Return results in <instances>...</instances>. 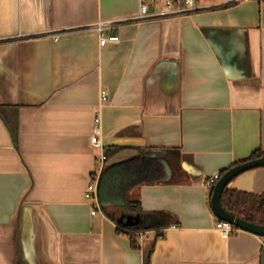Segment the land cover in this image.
I'll return each instance as SVG.
<instances>
[{"label": "crops", "instance_id": "0c3cea01", "mask_svg": "<svg viewBox=\"0 0 264 264\" xmlns=\"http://www.w3.org/2000/svg\"><path fill=\"white\" fill-rule=\"evenodd\" d=\"M141 5L0 0V264H145L152 247L149 264H262L264 238L217 230L206 180L264 151V0ZM96 116L104 148H124L110 163L141 152L166 171L130 197L177 224L138 249L118 231L132 215L85 198ZM230 188L263 194L264 167Z\"/></svg>", "mask_w": 264, "mask_h": 264}, {"label": "trees", "instance_id": "16d2710c", "mask_svg": "<svg viewBox=\"0 0 264 264\" xmlns=\"http://www.w3.org/2000/svg\"><path fill=\"white\" fill-rule=\"evenodd\" d=\"M232 4L230 3L226 6L228 7ZM8 127L12 133L15 145L18 147V124H8ZM123 149H105L106 163L98 181V198L103 210H106L109 206H120L128 215L140 217L150 216L152 218L148 229H145L143 224L126 228L118 225V231L130 235L133 247L138 249L137 234L155 231L157 233L156 236L160 237V232L176 225L177 219L165 212L146 213L143 211L139 202L131 200L130 194L134 189L144 185H156L165 182L166 171L159 160L145 156L141 152L132 160L118 164L110 163V160ZM262 157H264V151L257 150L248 160L242 163ZM225 172L221 173V175ZM213 189L211 191L212 194ZM222 206L227 212L236 217L264 226V193L256 196L227 188L222 196ZM153 249L154 247L150 250L145 264L150 263Z\"/></svg>", "mask_w": 264, "mask_h": 264}, {"label": "built area", "instance_id": "2783aa9c", "mask_svg": "<svg viewBox=\"0 0 264 264\" xmlns=\"http://www.w3.org/2000/svg\"><path fill=\"white\" fill-rule=\"evenodd\" d=\"M157 3L164 1L167 14L168 15H182L196 10V0H155ZM149 12L148 0H142V5L140 9L141 16H147ZM111 23L102 22L97 25V29L100 32H104L106 29L110 28ZM104 43V40L102 41ZM102 101L107 102L108 97L105 91H102ZM102 126H101V117L96 116L94 119V128L91 136V144L94 150L99 151L101 154L97 157V165L93 174L92 182L88 186V189L85 194L86 201L92 206L98 205V181L101 176V173L104 169L106 163L105 148L102 143ZM222 177L221 173H215L206 180V184L209 187L214 188L216 183ZM96 214V210L92 212V215ZM217 230L220 232L222 237L229 238L234 233L239 231L234 225L227 223L225 221H219L216 226Z\"/></svg>", "mask_w": 264, "mask_h": 264}, {"label": "water", "instance_id": "95a60500", "mask_svg": "<svg viewBox=\"0 0 264 264\" xmlns=\"http://www.w3.org/2000/svg\"><path fill=\"white\" fill-rule=\"evenodd\" d=\"M261 167H264V157L251 160L242 164H238L228 169L214 186L213 194L211 198V207L215 216L220 221H225L227 223L234 225L241 231H245L253 235L264 238V226L258 225L253 222H248L239 217H236L230 214L229 212H227L222 206L223 193L225 189L231 187L234 179L247 171ZM119 222L124 224L126 227H136L143 224L144 228L148 229L152 222V218L150 216L140 217V216L132 215V216H127L126 218L122 217L119 220ZM262 264H264V250L262 254Z\"/></svg>", "mask_w": 264, "mask_h": 264}]
</instances>
